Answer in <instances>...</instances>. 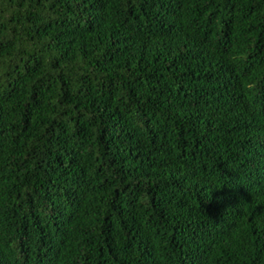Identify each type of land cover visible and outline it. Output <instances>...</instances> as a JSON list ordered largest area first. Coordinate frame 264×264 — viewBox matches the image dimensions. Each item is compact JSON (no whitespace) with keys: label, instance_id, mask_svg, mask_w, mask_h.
Segmentation results:
<instances>
[{"label":"trees","instance_id":"16d2710c","mask_svg":"<svg viewBox=\"0 0 264 264\" xmlns=\"http://www.w3.org/2000/svg\"><path fill=\"white\" fill-rule=\"evenodd\" d=\"M0 264H264V0H0Z\"/></svg>","mask_w":264,"mask_h":264},{"label":"clouds","instance_id":"9594fccd","mask_svg":"<svg viewBox=\"0 0 264 264\" xmlns=\"http://www.w3.org/2000/svg\"><path fill=\"white\" fill-rule=\"evenodd\" d=\"M255 85H250L249 82H243L242 83V90L245 92L246 95L252 94L254 91Z\"/></svg>","mask_w":264,"mask_h":264}]
</instances>
